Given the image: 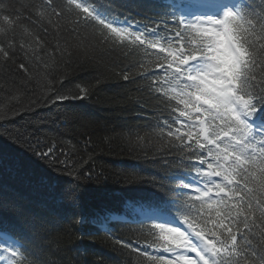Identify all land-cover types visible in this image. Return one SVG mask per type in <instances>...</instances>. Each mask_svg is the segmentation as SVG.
I'll return each mask as SVG.
<instances>
[{
	"label": "trees",
	"instance_id": "1",
	"mask_svg": "<svg viewBox=\"0 0 264 264\" xmlns=\"http://www.w3.org/2000/svg\"><path fill=\"white\" fill-rule=\"evenodd\" d=\"M148 3L113 0L112 7L121 19L149 23ZM41 4L0 0V18L17 20L16 35L26 40L24 51L0 59V242L22 243L24 264H157L145 250L170 259L143 215L155 198L177 196L173 177L184 156L166 150L160 130L170 106L146 90L159 71L155 55L114 50L72 16L58 30L47 14L35 15ZM140 63L149 79L124 81V70L136 76ZM81 87L83 99H57L81 95ZM49 148L46 159L34 154ZM72 189L78 199L66 195Z\"/></svg>",
	"mask_w": 264,
	"mask_h": 264
},
{
	"label": "snow or ice",
	"instance_id": "2",
	"mask_svg": "<svg viewBox=\"0 0 264 264\" xmlns=\"http://www.w3.org/2000/svg\"><path fill=\"white\" fill-rule=\"evenodd\" d=\"M112 3L42 0L35 15L47 14L58 30L72 16L114 50L156 57L159 71L146 90L170 106L171 120L160 130L166 150L184 156L173 177L177 196H159L143 212L149 234L171 258L141 254L157 264H264V0H149V23L121 19ZM0 19V59L7 62L26 40L16 35L17 20ZM19 67L26 71L23 62ZM137 77L149 79L142 63L136 76L125 69L122 78ZM80 91L57 99H83L87 89ZM52 151L34 154L46 159ZM66 195L79 198L75 189ZM117 243L141 251L131 241ZM27 252L18 241L0 244V256L13 264H24Z\"/></svg>",
	"mask_w": 264,
	"mask_h": 264
},
{
	"label": "rangeland",
	"instance_id": "3",
	"mask_svg": "<svg viewBox=\"0 0 264 264\" xmlns=\"http://www.w3.org/2000/svg\"><path fill=\"white\" fill-rule=\"evenodd\" d=\"M10 261L5 260L3 256H0V264H9Z\"/></svg>",
	"mask_w": 264,
	"mask_h": 264
}]
</instances>
